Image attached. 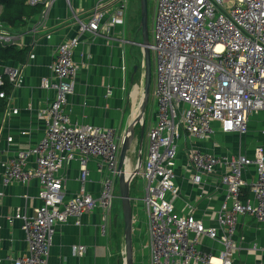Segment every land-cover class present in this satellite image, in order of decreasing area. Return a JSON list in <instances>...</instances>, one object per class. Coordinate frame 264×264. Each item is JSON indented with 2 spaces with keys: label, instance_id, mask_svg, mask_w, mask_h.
Listing matches in <instances>:
<instances>
[{
  "label": "built area",
  "instance_id": "obj_1",
  "mask_svg": "<svg viewBox=\"0 0 264 264\" xmlns=\"http://www.w3.org/2000/svg\"><path fill=\"white\" fill-rule=\"evenodd\" d=\"M128 1L115 0L117 6L110 12L113 24L125 23ZM50 2L28 0L32 5L47 6ZM102 8L99 2L87 23L78 19L79 36L57 48L52 64L56 83L42 79L44 89H56L55 99L41 112L46 128L44 137L8 162L0 158V166L5 168L4 184H27L37 179L42 203L32 217L17 212L16 218L23 221L29 252L23 257L8 258L11 264H49L56 226L60 223L75 219L80 224L85 213L99 208L104 214V233L111 219L121 146L117 132L112 128L73 124L66 109L79 69L74 61L75 49L84 32L99 31L108 14ZM1 11L0 5V14ZM41 18L46 19V11ZM20 38V34L0 23V45H18ZM150 48L157 110L155 124L147 134V157L140 173L146 181L142 201L150 237V264H232L237 251L234 236L238 218L252 216L264 223V147L257 148L253 159L190 151L189 162L198 173L194 177L198 185L204 175L226 168L220 184L231 203L222 205L218 227L206 226L192 214L176 211L174 201L180 194L175 183L176 156L183 136L206 140L215 134V122L224 133L245 134L250 114L264 111V0H156ZM34 57L30 55V59ZM5 78L16 89L23 83V70L4 66L0 69V87L5 86ZM6 96L5 92L0 93V98ZM12 141L10 137L8 142ZM32 156L35 166L29 168ZM76 156L83 186L89 177L91 159L101 160L106 175L98 197L82 189L66 199L65 180L59 173ZM249 167L256 168L257 177L252 184L242 177ZM247 187L252 198L243 201ZM202 236L221 244L220 263L198 247ZM73 249L80 257L86 252L83 245Z\"/></svg>",
  "mask_w": 264,
  "mask_h": 264
},
{
  "label": "crops",
  "instance_id": "obj_2",
  "mask_svg": "<svg viewBox=\"0 0 264 264\" xmlns=\"http://www.w3.org/2000/svg\"><path fill=\"white\" fill-rule=\"evenodd\" d=\"M99 2L103 4V12L108 14L103 17L97 33L87 31L80 36V44L74 52V61L79 69L75 77L74 93L69 97L66 109L73 124L112 128L116 130L120 143L127 135V129L138 109L137 88L134 91L136 84L133 78L129 81V45L133 44L137 48L139 61H143L141 42L138 38L132 42L127 38L125 23H112L110 12L117 6L115 0H52L47 6L42 3L46 6V19L42 21L41 16L31 19L20 34L19 44L12 45L24 52L25 60L0 62V69L5 66L20 67L23 70V83L16 89L12 87L0 129V158L3 162L15 158L20 150L36 146L44 137L46 128L41 112L55 99L56 89H44L42 79L48 78L56 83L52 64L57 48L79 36L78 19L87 23ZM31 54L35 56L34 59H30ZM152 84L154 96V74ZM152 99L149 114L157 106L155 97ZM153 116L150 118L146 137L151 126L155 124ZM214 128L215 134L206 140L183 136L178 144L175 167V183L180 189L179 198L174 201L176 211L182 215L192 214L209 227H218L222 205L225 202L231 203L225 187L220 184L226 168H219L212 175H204L198 185L194 181L198 173L189 162V153L198 149L217 157L243 155L253 159L257 148L264 147V111L250 114L245 134L224 133L217 122L214 123ZM139 132L136 131L138 138H134L128 153L127 174L133 173L137 167L135 165L138 164ZM10 137L13 138L12 142H8ZM120 151L121 149L118 165ZM146 157L147 149L145 158H142L143 163ZM76 158L63 166L59 173L65 180L66 199L72 198L82 189L98 197L106 175V170L101 169V160L91 159L88 165L89 177L83 186L80 165ZM28 163L29 168H33L35 157H30ZM4 173L5 168L0 166V264H11L8 258L23 257L29 252L22 229L23 221L16 218L17 212L32 217L42 203L37 179L27 184L12 183L6 186ZM137 176L131 184V193H135V198H132L134 264H150V237L142 201L146 181ZM242 177L248 184L254 183L257 177L256 168L249 167L244 170ZM117 191L119 181L116 195ZM245 191L247 196L244 195V200L251 199L250 190ZM103 215L102 210L97 208L85 213L80 224L75 219L58 224L49 264H121V261L124 264L123 213L121 217L119 212L112 211L104 233ZM191 237L194 238L195 235L192 234ZM234 239L237 251L232 257V264H264L263 222L252 216H240ZM76 245L86 247L82 257L75 254L73 247ZM198 247L212 254L214 261L220 263L218 258L222 246L218 241L202 236Z\"/></svg>",
  "mask_w": 264,
  "mask_h": 264
},
{
  "label": "water",
  "instance_id": "obj_3",
  "mask_svg": "<svg viewBox=\"0 0 264 264\" xmlns=\"http://www.w3.org/2000/svg\"><path fill=\"white\" fill-rule=\"evenodd\" d=\"M142 42L140 47L143 49V67H144V82L143 95L139 109V116L131 122L127 129V135L123 140L120 156H119V192L122 201V212L124 219V234H125V258L124 264H134L133 256V206L131 197V184L137 176L142 164V147L145 135V115L150 101V95L153 83V62L152 51L150 48L149 35V13L148 0H141V24ZM137 68L135 69V73ZM140 125L141 148L138 157V164L135 171L131 174L126 172V164L128 153L131 149L133 140L136 134V126ZM117 220V218H116Z\"/></svg>",
  "mask_w": 264,
  "mask_h": 264
},
{
  "label": "trees",
  "instance_id": "obj_4",
  "mask_svg": "<svg viewBox=\"0 0 264 264\" xmlns=\"http://www.w3.org/2000/svg\"><path fill=\"white\" fill-rule=\"evenodd\" d=\"M0 4L3 6V11L0 15V23L9 29L12 33L21 34L27 28L29 21L34 18H38L45 11L46 6L44 4L31 5L28 0H0ZM24 52L19 50L16 46H2L0 45V62L6 63L9 61H24ZM140 65H138V70ZM136 74V73H135ZM5 86L0 87V93L5 92L6 98H0V129L3 124L5 112L8 107V98L12 93V85L9 80L5 78ZM151 109V101L147 107L146 115ZM157 110V107L155 108ZM145 128L147 126V119H145ZM140 130V126L136 127V131ZM146 135V131H145ZM118 195V193H117ZM247 196V192L245 191ZM123 264V261H121Z\"/></svg>",
  "mask_w": 264,
  "mask_h": 264
},
{
  "label": "rangeland",
  "instance_id": "obj_5",
  "mask_svg": "<svg viewBox=\"0 0 264 264\" xmlns=\"http://www.w3.org/2000/svg\"><path fill=\"white\" fill-rule=\"evenodd\" d=\"M155 5H156V0H148L150 39H152V18L154 16ZM140 24H141V0H129L128 6L126 9V13H125V29H126V32L128 33L127 38L130 39L131 42L133 40H136L137 38L140 42H142V32H141ZM129 54H130V58L128 60L129 81L131 82L132 78L134 79V84H136V86L134 87V91L137 88L136 96H137V101H138V106H139L141 103V100H142V95H143V82H144L143 81V79H144L143 61H139V57L137 55V48L135 46H133V44L129 45ZM136 58L138 59L137 61H136ZM138 65H140V69L138 70V72L136 71V74H135V69L136 68L138 69ZM153 74H154V63H153ZM151 92L152 93L150 95V101L152 98H154V96H153V84H152ZM152 101H153V99H152ZM152 111H153V108H152ZM149 112L145 117L147 119V126L145 128L146 132L148 130L150 118H151V116H153V113H154V116L152 118L156 119V110H154L150 114H149ZM137 132H139V130H137ZM137 135H138V133L136 134L135 140H137V138H138ZM147 143H148V140H147V137L145 135L144 139H143V144H142L143 145V147H142V158L143 159L145 158V155H146ZM140 148H141V138H140L139 154H140ZM77 160L79 162L78 158H77ZM79 165H80V163H79ZM135 166H137V164ZM137 177H141V176L139 175ZM134 191H135V189H134ZM117 193H118V195H116L113 212L114 213L119 212L121 215V213H123L122 212V201L120 198L119 191H117ZM134 194H135L134 192H133V195L131 193L132 198H135ZM121 217H122V215H121Z\"/></svg>",
  "mask_w": 264,
  "mask_h": 264
},
{
  "label": "bare ground",
  "instance_id": "obj_6",
  "mask_svg": "<svg viewBox=\"0 0 264 264\" xmlns=\"http://www.w3.org/2000/svg\"><path fill=\"white\" fill-rule=\"evenodd\" d=\"M40 4V3H39ZM42 4V3H41ZM1 5V4H0ZM2 6V5H1ZM156 6V5H155ZM2 9H3V6H2ZM2 12V11H1ZM1 15V14H0ZM153 20V19H152ZM150 42H152V39H150ZM151 46V45H150ZM152 62H153V54H152ZM154 63V62H153ZM77 64V63H76ZM6 81V80H5ZM6 83V82H5ZM154 87H155V76H154ZM141 104V103H140ZM157 107V106H156ZM139 109H140V105L138 106V109H137V111L135 112V114H134V117H133V120H135L136 118H138V116H139ZM145 117H146V115H145ZM132 120V121H133ZM248 124V123H247ZM137 126H140V125H137ZM136 126V127H137ZM152 127V126H151ZM231 133H233V132H231ZM126 137V136H125ZM124 140V139H123ZM120 142V141H119ZM122 143H123V141H122ZM122 143H120L121 144V146H122ZM121 146H120V149H121ZM142 168V167H141ZM141 168H140V170H139V172H138V176L140 175V173H141ZM136 169V168H135ZM118 172H119V165H118ZM118 175H119V173H118ZM136 178V177H135ZM118 181H119V179H118ZM134 181V180H133ZM118 185V184H117ZM116 189H117V187H116ZM246 189H248V190H250V188L249 187H247V188H245L244 190H243V196H242V200L243 201H246V200H244V195H245V190ZM251 194V193H250ZM115 198H116V191H115ZM114 202H115V200H114ZM132 206H133V204H132ZM113 207H114V205H113ZM113 211V210H112Z\"/></svg>",
  "mask_w": 264,
  "mask_h": 264
}]
</instances>
